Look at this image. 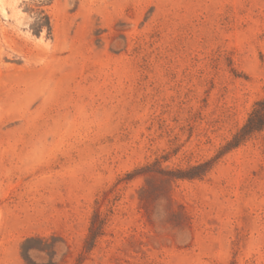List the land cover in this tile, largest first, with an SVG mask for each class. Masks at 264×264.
<instances>
[{
  "label": "rangeland",
  "instance_id": "1",
  "mask_svg": "<svg viewBox=\"0 0 264 264\" xmlns=\"http://www.w3.org/2000/svg\"><path fill=\"white\" fill-rule=\"evenodd\" d=\"M259 102L264 0H0V264H264Z\"/></svg>",
  "mask_w": 264,
  "mask_h": 264
},
{
  "label": "trees",
  "instance_id": "2",
  "mask_svg": "<svg viewBox=\"0 0 264 264\" xmlns=\"http://www.w3.org/2000/svg\"><path fill=\"white\" fill-rule=\"evenodd\" d=\"M262 104L263 102H259L256 105L257 108L252 112L248 122L244 125V127L240 130V132L234 136L233 140L228 144V147L230 149L240 146L251 133L260 132L264 129V117L262 112H260V110L258 109L259 107L262 106ZM253 116H258L259 119L255 120L253 119L255 118Z\"/></svg>",
  "mask_w": 264,
  "mask_h": 264
}]
</instances>
